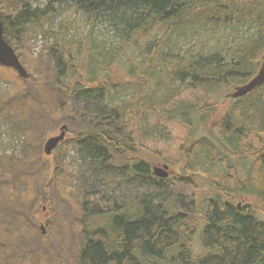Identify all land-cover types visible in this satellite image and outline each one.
I'll use <instances>...</instances> for the list:
<instances>
[{
  "label": "trees",
  "instance_id": "trees-1",
  "mask_svg": "<svg viewBox=\"0 0 264 264\" xmlns=\"http://www.w3.org/2000/svg\"><path fill=\"white\" fill-rule=\"evenodd\" d=\"M0 14L31 75L0 66L13 86L1 115L34 146L33 161L49 122L74 132L78 186L59 191L71 179L64 154L51 185L74 216L77 264H264V84L231 97L264 61V0H0ZM32 28L51 45L27 61L19 52ZM169 125L183 132L176 159L148 144H169ZM0 164L26 183L25 194L3 188L22 217L1 240L20 244L33 236L32 179L45 177ZM163 164L175 171L160 179L152 169ZM110 180L127 188L120 199L99 191ZM201 181L212 194L199 193ZM240 197L253 201L238 207Z\"/></svg>",
  "mask_w": 264,
  "mask_h": 264
},
{
  "label": "rangeland",
  "instance_id": "rangeland-1",
  "mask_svg": "<svg viewBox=\"0 0 264 264\" xmlns=\"http://www.w3.org/2000/svg\"><path fill=\"white\" fill-rule=\"evenodd\" d=\"M44 1L33 0L35 5H41ZM67 20L69 21L70 18H67ZM35 30L32 28L30 33L24 37V49H20L21 51L19 52V54L22 53V57L27 61L35 60L40 53L47 50L51 45L46 39L33 34ZM26 71L30 72L28 69ZM12 87L8 82L5 83L0 80V99ZM124 97H126V94L121 95L120 99ZM7 120L9 119L2 116L0 112V159L6 157L17 160L21 164L28 166L30 175H38L40 171L45 178L41 181L39 179H32L38 183V197L33 203H28V207L26 208L28 213L24 221L29 224L30 234L33 236L29 240L17 244L6 239L4 234H2V239L4 240H1L0 234V251L3 250L7 253L6 255L5 252L0 254V264H77L78 235L77 230L74 228L75 226H71V223L74 221V216H72L70 211H67V208L70 209L68 202L58 195V192L55 191L57 190L55 185L54 187L51 185L52 178L56 173L58 160L64 154V163L69 167L67 171L68 173L70 172L71 179H67L66 183L61 184L59 191L64 190L65 193L70 191L75 192V188L78 186L77 179H72L76 177L80 166V163L76 161L77 152L73 149L72 145L75 138L74 132L68 127L63 142L64 144H62L64 147L60 148L61 145H59L60 147L58 146L50 156H45L43 154V146L46 140L50 137L57 136L60 127L64 125L62 121L58 120L49 122L47 124L49 126L45 131L46 135L43 137L40 145L42 149L41 159L33 161L32 154L30 153L33 151L31 147L34 146L27 142L24 135L18 131L20 129L14 130V126L17 127V125H13L11 121ZM150 122H154L152 117ZM167 127V131L172 134V140L169 144L161 143L160 146L152 142H148V144L150 147L160 151L161 155L168 156L170 159H176L177 153L173 140L179 138L183 132L177 126L169 125ZM46 165L47 168L45 167ZM240 166L243 167V164L241 163ZM174 171L175 169L169 168L168 175H172ZM6 177H12V179H5ZM14 177H16V169L10 171L0 164V230L5 227V224L20 225L16 222V218L22 217V211H20V208L18 210L15 208L18 211L17 216L13 211L8 210L9 206L12 205L14 207V205H9L10 199L8 195L10 194H7L6 190H3L6 186L11 188L13 193L19 189L18 192L25 194L27 190L26 183L24 181H14ZM13 183L16 184V188H12ZM98 187L101 193L107 192L108 195L117 199H120V195L127 189L120 181L114 182L113 180L107 181V183H100ZM172 188H175L174 184L172 187L170 186L171 191ZM199 193L202 195L212 194V188L206 182L201 181ZM75 197L73 193L72 200H75ZM251 201L253 199L240 197L236 204L246 207ZM77 202L78 200L74 201L75 205H77ZM259 220L264 221V212L259 215ZM12 237L14 239L17 238L15 232L11 235ZM5 241H8V245H5Z\"/></svg>",
  "mask_w": 264,
  "mask_h": 264
},
{
  "label": "water",
  "instance_id": "water-1",
  "mask_svg": "<svg viewBox=\"0 0 264 264\" xmlns=\"http://www.w3.org/2000/svg\"><path fill=\"white\" fill-rule=\"evenodd\" d=\"M0 66L14 70L17 75L24 80L30 79V74L27 73L25 68L19 61L18 56L14 52L13 48L4 40L3 37V24L0 15ZM264 84V61L261 64L257 74L245 85L235 88L231 97L236 99L246 96L256 87ZM67 132V126L62 125L59 129V134L54 137H50L46 140L43 146V152L46 156H50L52 152L63 142L65 134ZM153 173L160 179L168 177V166H156L153 167Z\"/></svg>",
  "mask_w": 264,
  "mask_h": 264
}]
</instances>
